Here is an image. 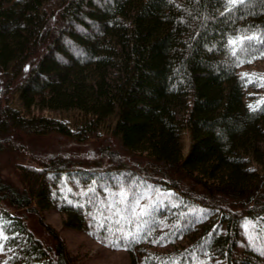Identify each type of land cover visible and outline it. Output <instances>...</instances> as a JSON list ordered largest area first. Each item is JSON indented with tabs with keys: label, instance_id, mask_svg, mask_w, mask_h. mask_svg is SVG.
Here are the masks:
<instances>
[{
	"label": "trees",
	"instance_id": "obj_1",
	"mask_svg": "<svg viewBox=\"0 0 264 264\" xmlns=\"http://www.w3.org/2000/svg\"><path fill=\"white\" fill-rule=\"evenodd\" d=\"M32 137L76 146L0 175V264H79L50 207L132 264H264V0H0V151Z\"/></svg>",
	"mask_w": 264,
	"mask_h": 264
},
{
	"label": "rangeland",
	"instance_id": "obj_2",
	"mask_svg": "<svg viewBox=\"0 0 264 264\" xmlns=\"http://www.w3.org/2000/svg\"><path fill=\"white\" fill-rule=\"evenodd\" d=\"M31 113L59 117L62 113L57 111H50L41 109L39 106H33L30 110ZM24 149L0 151V175L13 184L19 185V176L16 172L18 164H27L31 162L32 154L40 152H53L61 149L72 148L76 146L73 143L55 144L45 137H32L23 140ZM78 147V146H77ZM81 146H79L80 148ZM44 221L54 228L64 240L68 250L73 254L79 264H132L131 257L128 252L124 250L114 251L105 245L99 243L91 238L85 232L67 228L64 225L65 215L60 213L53 207L47 208L42 211ZM33 225L37 227L39 236L43 240L49 242L46 235L42 236L43 230L40 231L35 218L31 216ZM36 222V224H35Z\"/></svg>",
	"mask_w": 264,
	"mask_h": 264
},
{
	"label": "snow or ice",
	"instance_id": "obj_3",
	"mask_svg": "<svg viewBox=\"0 0 264 264\" xmlns=\"http://www.w3.org/2000/svg\"><path fill=\"white\" fill-rule=\"evenodd\" d=\"M230 3H236V0H229Z\"/></svg>",
	"mask_w": 264,
	"mask_h": 264
}]
</instances>
